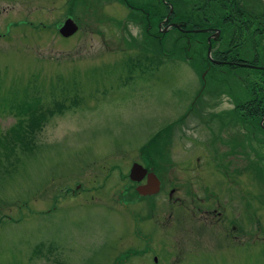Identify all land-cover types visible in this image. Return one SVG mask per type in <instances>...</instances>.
<instances>
[{
  "label": "rangeland",
  "instance_id": "374dc122",
  "mask_svg": "<svg viewBox=\"0 0 264 264\" xmlns=\"http://www.w3.org/2000/svg\"><path fill=\"white\" fill-rule=\"evenodd\" d=\"M252 1L264 13V0ZM68 2L0 0V264H264L257 174L239 176L240 190L217 172L204 176L226 206L228 192L240 195L230 204L241 215L253 197L255 217L242 216L239 226L255 237L240 234L238 247L185 204L189 190L203 194L187 167L210 138L187 115L195 103L209 114L217 103L210 94L226 81L204 80L203 68L196 74L162 54L126 62L136 50L105 48L88 30L82 3L81 31L65 39L59 28L72 12ZM249 48L263 67L264 42ZM234 70L256 74L248 93L264 98L261 71ZM134 163L154 167L159 193L139 195L129 178Z\"/></svg>",
  "mask_w": 264,
  "mask_h": 264
},
{
  "label": "flooded vegetation",
  "instance_id": "af4514ba",
  "mask_svg": "<svg viewBox=\"0 0 264 264\" xmlns=\"http://www.w3.org/2000/svg\"><path fill=\"white\" fill-rule=\"evenodd\" d=\"M70 1L68 7L72 12L65 20L73 19L78 24L76 34L81 31V18L75 14L79 10V3H82L84 8L81 11L88 21V30L93 37L103 39L105 48L117 51L125 47V51H130L127 50L130 47L133 49L131 52L136 50L138 54L127 57L126 62L136 65L144 60L153 62L162 54L173 63L188 64L196 74L198 67L203 68L201 76L204 80L205 75L211 74L213 80L226 81L223 87L214 89L210 94L217 97V103L211 105L209 114L203 113L205 106L202 103H195L187 115L197 117L201 125L209 130L210 138L204 144L202 155L191 161V165L194 163L196 166L187 167V176L198 173L194 179L199 182L191 181V185L199 187L203 194L199 196L189 190V203L185 199V204L192 206L190 214L196 211L200 213L204 224L214 223L219 227L217 230L224 241L232 238L234 247H238L240 234L247 239L255 237L252 227L241 231L239 226L243 218L255 217L251 205L253 197L248 200L249 208L241 215L239 206L230 204V201L239 200L240 191L239 197L228 192V207L220 202L221 199L218 200V194L213 189L215 183L209 184L204 176L207 171L217 172L231 180L230 186L235 185L240 190L239 176H247L249 181L248 174L254 175L255 170L264 172V98L258 101L248 93L255 87L253 77L256 74L253 76L234 70L241 67L258 69L264 80V66H256L254 62L259 55L254 54L252 59L249 48L250 45L255 48L256 41L264 42V13L255 9L252 0ZM235 79L238 82L233 87L231 82ZM246 82L247 86L244 84ZM223 98L228 102H224ZM200 99L206 102L207 97L201 95L197 101ZM240 126L245 128L244 135H239ZM144 167L157 175L153 166ZM146 183L147 177L140 184L136 183V187ZM175 193L176 190H172L170 197ZM72 194H75L74 190ZM225 245L228 247L227 243Z\"/></svg>",
  "mask_w": 264,
  "mask_h": 264
},
{
  "label": "water",
  "instance_id": "95a60500",
  "mask_svg": "<svg viewBox=\"0 0 264 264\" xmlns=\"http://www.w3.org/2000/svg\"><path fill=\"white\" fill-rule=\"evenodd\" d=\"M1 14V11H0ZM79 30L78 24L73 19H67L64 25L59 29L60 34L64 38L74 36ZM147 177V183L145 185H139L136 191L140 196L147 197L153 196L159 193L161 189V181L157 175L139 163H134L131 167L129 178L132 182L140 184Z\"/></svg>",
  "mask_w": 264,
  "mask_h": 264
},
{
  "label": "trees",
  "instance_id": "16d2710c",
  "mask_svg": "<svg viewBox=\"0 0 264 264\" xmlns=\"http://www.w3.org/2000/svg\"><path fill=\"white\" fill-rule=\"evenodd\" d=\"M263 104H264V102H263ZM264 113V112H263ZM264 115V114H263ZM258 120H260V118H258ZM151 147V144H148L146 147H145V149H147V148H150ZM257 174V175H256ZM255 175H256V177H257V179L261 182V183H264V172H260V171H258V170H255V172H254V177H255Z\"/></svg>",
  "mask_w": 264,
  "mask_h": 264
}]
</instances>
